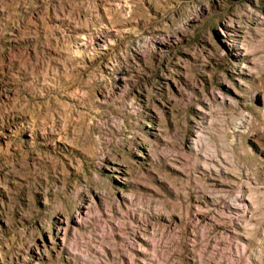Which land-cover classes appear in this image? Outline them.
I'll return each instance as SVG.
<instances>
[{
	"label": "rangeland",
	"instance_id": "obj_1",
	"mask_svg": "<svg viewBox=\"0 0 264 264\" xmlns=\"http://www.w3.org/2000/svg\"><path fill=\"white\" fill-rule=\"evenodd\" d=\"M0 264H264V0H0Z\"/></svg>",
	"mask_w": 264,
	"mask_h": 264
}]
</instances>
